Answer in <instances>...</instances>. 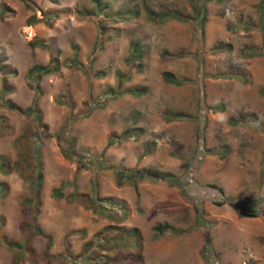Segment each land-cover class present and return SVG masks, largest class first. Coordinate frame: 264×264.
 <instances>
[{"label": "rangeland", "instance_id": "1", "mask_svg": "<svg viewBox=\"0 0 264 264\" xmlns=\"http://www.w3.org/2000/svg\"><path fill=\"white\" fill-rule=\"evenodd\" d=\"M99 1L0 0V264H111L101 231L125 264L131 251L141 264H264V0ZM34 64L54 69L31 76ZM35 96L40 120L24 111ZM33 149L41 234L25 202ZM122 167L174 181L119 179ZM112 196L123 208L101 200Z\"/></svg>", "mask_w": 264, "mask_h": 264}, {"label": "trees", "instance_id": "2", "mask_svg": "<svg viewBox=\"0 0 264 264\" xmlns=\"http://www.w3.org/2000/svg\"><path fill=\"white\" fill-rule=\"evenodd\" d=\"M96 4H100L99 0H93ZM127 12V11H126ZM135 14V13H134ZM146 14L148 17L154 19V17L156 18L157 15L155 13H153L152 11H146ZM31 23L33 22H39V19H36V17L32 16L31 17ZM100 47L96 46V51L99 49ZM138 48V46H136L135 43H132L131 45V56L132 57H136L135 53H136V49ZM72 63V65L74 67H76L78 65V67L80 66L78 64V62L76 60H69V63ZM54 69V67H51V65H41V64H34L31 66V68L29 69V72L31 74V76H39L42 74H47L49 72H51ZM164 78L166 81L176 84V85H182L183 83H187L188 80L187 79H179L176 78L174 75H172L171 73H165L164 74ZM3 91H5V88H3ZM134 92V91H133ZM135 93V92H134ZM7 106L9 109H15L18 110L19 112H21L20 107H18L17 105H15L14 103L7 101ZM207 107V106H206ZM208 109H211L213 112L216 111H221L223 109V106L220 105H216V106H209L207 107ZM27 113H32L33 115H36V117H38V119H41V111L38 107V103H37V97L35 96L32 99V103L30 104V106L24 110ZM173 118H178L180 116H182L181 113H172ZM132 130L128 129L124 132V134L121 136L122 138H127L130 137L132 134ZM118 137L113 135L109 137V141H108V145H114L115 142H117L119 139H117ZM34 148V147H33ZM106 148V147H105ZM40 155L38 153V151H36L35 149H33V157L34 158V163H35V177L33 179V196L31 198H28L25 202L27 204V208L30 210L31 213V220H30V227L32 228L31 224H33V231L34 232H40V230L38 228H36V224H35V220H37L39 211H40V203H41V199H40V190L42 188V181L44 178V174H43V170H42V164H41V160H40ZM98 160V159H97ZM101 161H99L100 163ZM105 160L103 161V166L105 167L107 163H104ZM97 163V165L99 164ZM0 164L2 165L3 162L0 159ZM3 168V166H1ZM112 167V166H110ZM113 168V167H112ZM117 168V167H115ZM116 175L118 176V178H125V179H134L137 178V176L139 178H155V179H160L163 181H167L168 183H172L174 180V177L172 174L167 173V172H159L158 170H153L150 168H141V169H128V168H119L116 171ZM67 186H71V182L69 181H64L61 182L59 184L58 187L51 189L52 192V196L54 198H60L62 197L63 193H62V189L64 187ZM209 187H212L214 189H217L220 193H223V190L221 187L215 185V184H208ZM68 200H79L80 202H82L85 206L87 207H91L93 209L95 208H99L100 205L98 203V201H96V199L93 198H84V194L82 193H78V192H73L71 194L68 195ZM101 200H103L107 206H115V207H120L123 208V202L121 200H118L116 198L112 197H104ZM225 200V199H224ZM225 201H223L222 199L220 200H216L214 201V203H216L217 205H221L223 204ZM229 204L234 208L237 209L241 212V214L243 215H247V216H256L257 212H252V213H247L244 212L242 209H239V206L237 207L236 203H233L232 201H228ZM125 229V228H124ZM154 229L156 230L157 233L161 234L167 230L173 232L174 234H183L184 232H186L188 229H182V228H177L174 227L172 225H170L169 223H158L154 226ZM127 231V229H125ZM133 236H135L134 238L136 239V242L138 243V245L140 244V238L137 237L136 235V229L132 228L128 230ZM135 231V232H134ZM41 234V232H40ZM102 234V231L99 233ZM97 235L99 239L101 240H105L108 241V246L106 247V250L111 253H109V255L111 256L110 258V262L111 264H125L124 262H122V260L119 257H115L116 253H119L123 247L119 246V245H115L111 243V238L108 237H102L101 235ZM44 237L46 238V242H45V251L47 252V250L50 248L51 245V236L45 234ZM119 238V237H117ZM119 244V243H118ZM113 248V250H112ZM125 257H131L133 262L132 264H141V259L139 257H137L136 254H134L133 251H131V253L126 254ZM93 263V262H92ZM94 264H96L94 262Z\"/></svg>", "mask_w": 264, "mask_h": 264}]
</instances>
